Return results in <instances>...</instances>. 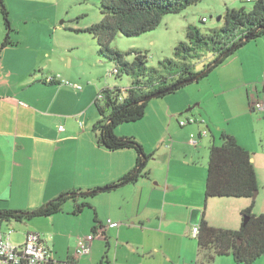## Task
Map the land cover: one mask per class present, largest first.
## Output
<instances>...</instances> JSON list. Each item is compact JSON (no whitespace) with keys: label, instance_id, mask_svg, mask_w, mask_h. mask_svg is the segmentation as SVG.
<instances>
[{"label":"crops","instance_id":"crops-1","mask_svg":"<svg viewBox=\"0 0 264 264\" xmlns=\"http://www.w3.org/2000/svg\"><path fill=\"white\" fill-rule=\"evenodd\" d=\"M47 21L45 27L50 32L53 20L48 17ZM1 39L0 35V43ZM14 41L16 45L5 47L0 55V208L32 209L70 189L86 191L104 187L130 171L136 164L135 150H108L97 143L93 132V123L98 118L95 100L104 88L97 78L85 72V65L93 57L86 60L75 44L64 45L55 38L48 39L42 32ZM251 44L249 42L213 70L217 74L213 80L218 79L217 83L211 78L205 83L200 79L148 105L146 114L157 113L166 127V132L163 134L161 130L155 140L160 143L157 150L148 149L141 139L146 152L152 153L147 166L151 176L121 186L123 191L119 195L118 191L114 193L117 188L95 194L94 205L100 221L96 233L91 215L78 221L79 214L65 208L52 216L33 218L38 220L35 228H24L22 241L16 243H23L28 232H38L59 263L83 264L87 260L96 263L97 252L93 251L96 243L101 249L105 239L111 246V237H115L117 254L112 264H189V259L194 258L193 238H196L192 232L194 224L190 222L193 209H201V215L205 212L206 219L214 226L239 229L242 211L252 204V198L227 201L235 209L229 224H214L207 218L206 206L211 200L205 199L208 151L197 137L208 139V148L212 144L211 137L217 143L210 126L214 122L202 109L206 102L202 95L204 89L211 90L210 98L242 90L237 103L239 110L226 118L225 123L215 124L220 132L233 134L250 152L257 153L254 129L251 131L239 123L242 117L254 116L253 112L264 113V109H253L255 101H264V47H260L261 41ZM50 77L56 82H48ZM235 101L230 102L236 105ZM184 113L186 118L197 119L195 127L181 129L193 124L180 125V116ZM122 128L116 129L119 135L133 134ZM193 139L198 142L193 143ZM163 148L167 152L160 160L158 152ZM159 165L161 176H155ZM121 196L129 199V207L119 204ZM108 200L111 208L102 214L101 204ZM114 201L117 202L115 208ZM65 222L70 227H63ZM72 231L75 234H71ZM129 231L144 234L145 242L141 245L145 253L151 249L153 262L143 256L135 255L130 261L118 257L123 244L121 238ZM89 235H93L90 253L77 256L80 242ZM171 236L182 240L177 260L167 254L166 243H159L161 237L166 241ZM131 247L132 252L139 250ZM186 247L191 250V257L184 254ZM221 257H217L215 264H238L232 256H226L225 260L219 259ZM111 261L109 258V263ZM253 264H264V254Z\"/></svg>","mask_w":264,"mask_h":264},{"label":"trees","instance_id":"trees-1","mask_svg":"<svg viewBox=\"0 0 264 264\" xmlns=\"http://www.w3.org/2000/svg\"><path fill=\"white\" fill-rule=\"evenodd\" d=\"M202 0H102L103 19L84 29L97 41L100 57L115 62L112 74L121 77L130 75L133 80L123 89L117 85L104 87L97 96L95 105L98 118L93 123L97 143L108 150L133 149L136 152L135 166L113 183L111 189L135 183L139 178L150 177L148 162L152 153L146 152L142 143L133 135H119L116 129L126 123L141 120L153 99L163 98L186 85L198 81L224 63L249 42L264 36V0H257L251 11L242 8H228L224 24L212 33H202L200 28L189 25L187 41H181L174 50V56L160 61L157 67L147 65V53L140 49L130 51L114 50L110 43L119 34L139 36L156 29L165 15L180 12ZM0 9L6 30L0 43L2 49L16 45L12 38L10 13L5 0H0ZM207 53L214 59L195 70V62ZM134 54L133 61L127 56ZM55 83V79L48 81ZM170 87H174L168 90ZM157 97L146 100L151 94ZM221 144L213 142L209 148L208 172L205 199L214 197L253 198L258 191V175L253 162V153L245 148L231 133L222 131ZM97 187L94 189H99ZM88 189V190H94ZM109 189V190H111ZM82 189H70L60 193L48 202L32 209L0 208V221L29 222L36 217H47L64 211L66 202H75L73 214H81L91 202L79 201L94 194L83 195ZM252 204L242 211L239 229L217 227L209 223L205 212L198 223V258L196 264H214L218 256H232L238 264H253L264 254V213L253 212ZM96 233L100 221L94 217ZM109 245V243H108ZM71 262V261H70Z\"/></svg>","mask_w":264,"mask_h":264},{"label":"rangeland","instance_id":"rangeland-1","mask_svg":"<svg viewBox=\"0 0 264 264\" xmlns=\"http://www.w3.org/2000/svg\"><path fill=\"white\" fill-rule=\"evenodd\" d=\"M257 0H202L196 4H193L186 9L177 12L169 13L164 16L161 24L154 30L141 34L139 36H125L119 34L115 39L110 43V47L114 50L130 51L132 49H140L143 52L147 53V65L150 67H157L160 61L172 58L174 56L175 47L181 41H187V28L189 25H195L200 28L202 33H212L215 29H220L224 24V16L228 8H242L244 7L247 11H251L254 7ZM6 6L10 13V19L14 31L12 32L13 40H20L23 37H27L29 34L36 35L37 33H46L48 39H57L62 44L73 45L75 44L80 48V54L90 60L93 57V60L88 61L85 65V72L90 73L91 76L97 78L101 82L102 87H113L115 85L125 89L129 87L132 83L133 78L130 75L123 74L121 77L111 74L115 69V62H112L108 59L102 58L99 56L97 41L93 36L87 31H77V29H84L90 26L93 23L101 22L103 19L102 13V0H5ZM52 18V24L50 32H47L45 27V22L47 18ZM221 17V18H220ZM6 34L4 20L0 9V35L2 37L1 42L4 40ZM264 36L257 38L256 40L251 41V45H254V42L261 41L262 46L264 47ZM243 49V48H242ZM264 50V48H262ZM241 50V49H240ZM135 58L134 54L127 56L129 61H133ZM214 56L212 53H207L201 60L195 62V70L200 71L204 64L212 61ZM97 62V63H96ZM221 67V66H219ZM216 70L208 74V76L202 78V83L206 81H214L217 83V80H213V77L217 74ZM212 84V82H209ZM243 91L236 90L234 93L222 95L220 94L219 98H210L212 94L211 90L205 88L202 95L206 98V102L202 104V109L209 118L214 122L211 123V128L217 136V143L221 144L220 139V129L215 123H225L226 118L237 112L239 110V105L237 104L240 101V96ZM162 98L153 99L151 103L155 101H160ZM236 100V105L231 103V100ZM199 108H195L198 110ZM98 112V111H97ZM207 112V113H206ZM255 115L252 117H242L239 119V123L242 127L249 130L255 131L256 139L255 148H257V153L253 154V162H255V167L258 175V194L255 198L254 213L261 214L264 213V113L253 112ZM186 113L180 116L181 119H187ZM179 120V121H180ZM163 122H160L157 113L146 114L144 118L136 122L122 124L117 128V131L127 129L129 132H132L141 143L144 139L148 149H156L160 146L159 142L155 143L157 136H160V131L164 134L166 132V127L163 126ZM125 125V126H124ZM195 124L187 125L183 129H188L195 127ZM129 127V128H128ZM116 131V132H117ZM118 134V133H117ZM201 145H205L208 151L206 158L209 160V144L208 139L204 137L200 138ZM212 143H213V138ZM143 145V144H142ZM144 146V145H143ZM167 151L165 148L161 149L158 152V159L161 160V156ZM161 162V161H160ZM162 169L161 166H158L155 176H161ZM151 176V175H150ZM156 181V180H155ZM154 181V182H155ZM118 195L121 193L122 187H118L116 190ZM97 195L81 197L79 201L87 200L91 202L93 207H87L81 214H79L77 219H83L87 214L92 216L94 220L95 215L97 216L96 207L94 202L97 200ZM234 197H214L211 198L210 203L206 206L207 218L211 220L214 224H229L230 219L232 218L235 209L233 205H230L227 201H232ZM254 198H252V201ZM129 199H122V196L119 197V204H123L124 208ZM116 201L113 204L116 206ZM75 202L70 200L66 202L64 209L71 208L74 209ZM101 213L104 214L105 211H109L111 208V203L108 200L105 204H101ZM131 204L130 207H132ZM234 217V216H233ZM37 219V218H36ZM136 220V219H135ZM38 220H30L26 223H21L17 221L7 222L0 221V227L3 231H9L14 229L15 232L12 234V240L15 242L22 241V235L24 228H35ZM136 222V221H135ZM229 222V223H228ZM137 223V222H136ZM78 222V227L79 226ZM27 226V227H26ZM63 227H70L66 222L62 225ZM34 230V229H31ZM77 231V230H76ZM75 234L74 231L70 232ZM193 238V237H192ZM123 240V241H122ZM125 240L132 241L131 245L125 242ZM119 241V240H118ZM195 242L194 258L189 259V264H196L198 258V240L193 238ZM121 244L118 257L122 261H130L132 257H146L150 262L151 257H153L152 251H145L142 248V243L145 242V236L138 231H129L125 232L123 238H121ZM181 242L180 238L177 236H171L166 241L164 237H161L159 243H166L167 254L172 256L173 259H179L181 254ZM117 239L111 237V246L108 245L107 241L104 239L103 246L101 249L96 243L95 250L97 255L96 263L92 261H85L83 264H112L114 263V256L117 254L116 251ZM185 243V242H184ZM150 245L151 243H147ZM136 246L139 250L137 252H132V247ZM187 246V244H186ZM185 248V244L183 245ZM187 253L184 252L186 256H190L191 250L189 247H186ZM134 253V254H133ZM226 256H222L221 260H225ZM109 258L112 259L109 263ZM104 259V261H103ZM193 260V261H192ZM176 264V263H174ZM181 264V263H180ZM215 264V263H214Z\"/></svg>","mask_w":264,"mask_h":264},{"label":"built area","instance_id":"built-area-1","mask_svg":"<svg viewBox=\"0 0 264 264\" xmlns=\"http://www.w3.org/2000/svg\"><path fill=\"white\" fill-rule=\"evenodd\" d=\"M112 74V73H111ZM54 77H50L48 81L54 80ZM64 83L69 84L67 80H63ZM77 88H82L81 85H76ZM99 97L101 95H98ZM253 109L263 110L264 101L257 100L253 103ZM197 119L195 117H189L179 121L181 126H185L188 123H194ZM197 139H193V143H197ZM109 222H111L109 220ZM118 223H111V225H117ZM15 230L12 228L9 231H3L0 228V264H73V262L59 263L55 258L52 249L45 243L41 234L38 232L30 231L26 234L23 243H16L12 240V234ZM193 234L197 236L199 233V227L194 225ZM93 239V235L87 236L82 240L77 248V256H82L90 253V242Z\"/></svg>","mask_w":264,"mask_h":264},{"label":"water","instance_id":"water-1","mask_svg":"<svg viewBox=\"0 0 264 264\" xmlns=\"http://www.w3.org/2000/svg\"><path fill=\"white\" fill-rule=\"evenodd\" d=\"M220 18H221V17H220ZM173 88H174V87H170L168 90H171V89H173ZM158 94H159V93L151 94V95L147 96L145 99H146V100H151V99L157 97ZM109 189H111L110 186H104V187H101V188H99V189L83 191L82 194H83V195H89V194H94V193L102 192V191L109 190ZM257 194H258V191L255 192L253 198H256ZM201 212H202L201 209H198V208L193 209L192 214H191V219H190L191 224L198 225V223H199V221H200V218H201Z\"/></svg>","mask_w":264,"mask_h":264}]
</instances>
